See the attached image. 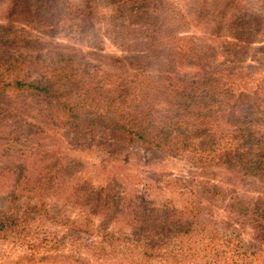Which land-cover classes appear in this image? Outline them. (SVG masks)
I'll return each mask as SVG.
<instances>
[{
    "label": "trees",
    "instance_id": "obj_1",
    "mask_svg": "<svg viewBox=\"0 0 264 264\" xmlns=\"http://www.w3.org/2000/svg\"><path fill=\"white\" fill-rule=\"evenodd\" d=\"M0 2L8 7L4 17L11 20V28L21 14H27L32 25L45 24L49 33L64 27L71 18L79 23L78 36L84 28L101 42L96 24L107 23L104 37L121 51L110 56L96 46L95 51L83 56L79 48L52 41L45 55L27 54V59L0 55V106L4 109L0 114L4 125L15 123L16 118L14 126L21 124L23 112L32 106L42 112L43 124L57 130H76L77 140L89 152L115 145L134 146L187 159L204 170L223 169L243 182L254 180L261 186L250 203L228 195L218 215L208 214L212 218L200 225L210 235L204 248L193 233L199 211L168 205L158 211L143 199L139 204L143 207L135 203L119 207L116 199L105 197L104 191L95 193L90 186L78 184L79 179L64 178L67 154L61 151L49 158L30 135L36 130L44 132L38 125L29 129L24 140L10 137L7 145L0 141V264L50 262L48 254L56 255L60 247L64 248L52 230L32 229L31 214L67 227L65 242L76 264H89L83 253L101 264H149L151 259L185 264L190 257L183 249L194 251L189 254H196L194 263L264 264V77L251 79L231 66H217L215 50L207 41H223L226 46L221 50L230 49L229 56L241 54L238 51L264 36V15L244 0H187L184 7L188 13L165 0H78L77 5L68 0ZM260 4L264 6V0ZM107 7H111L109 16L104 11ZM185 25L207 30L205 34L211 37L205 35L201 40L204 44L199 46L195 36L180 35ZM261 43L264 49V40ZM254 60L264 65V56ZM152 65H157L153 78L147 72ZM259 71L262 69H255ZM21 72L35 78L27 79ZM18 150L22 155L8 162ZM26 150L29 155L23 156ZM31 157L33 163L27 161ZM80 167L82 164H74L75 171ZM49 190L62 199L61 211L70 204L88 208L87 223L71 228L69 219L63 221L59 212L45 209L43 197ZM25 197H35L37 204L19 205ZM89 215L110 222L112 230L84 229ZM144 216L153 217V225L137 230L127 245H120L119 241L128 236L122 225L127 224L132 231ZM207 218L204 215L203 220ZM245 226L250 228L251 244L241 239ZM82 234L88 236L86 241ZM167 240H174L172 251ZM221 242L233 243V250L218 245L219 251L217 245H211ZM67 258L70 256L64 260Z\"/></svg>",
    "mask_w": 264,
    "mask_h": 264
},
{
    "label": "rangeland",
    "instance_id": "obj_2",
    "mask_svg": "<svg viewBox=\"0 0 264 264\" xmlns=\"http://www.w3.org/2000/svg\"><path fill=\"white\" fill-rule=\"evenodd\" d=\"M72 4L77 5L78 0H68ZM169 3H173L177 8H184V12L188 13V10L184 7L187 4V0H165ZM245 4L252 6L253 10L256 13L264 15V6L261 5V0H244ZM7 5L0 2V55H4L9 59H27V54L45 55L50 49L47 48V45L54 41V43H61V45L73 46L74 48H79L83 56L89 51H95L96 46H99L106 55L117 56L121 54L120 48L112 44L111 39L105 38L104 34L109 28L107 23L100 22L96 24V32L99 30L98 34L101 37V42H97L93 35L88 30L84 32V28L80 31L81 35H77V29H79V23L71 18H67V23L64 27L58 28V31H53L49 33L45 24H38L39 22H34L27 19L25 16L27 14H21V18L14 20V28L12 27L11 20L4 17L5 10H7ZM111 7L104 9L106 15L111 14ZM132 9V8H131ZM72 16V13L70 14ZM44 17H47L46 14ZM107 21V18L105 17ZM31 21V22H29ZM63 26V25H62ZM180 35L195 36L198 38L199 42L197 44H204L203 37L206 35L207 30L192 28L190 25L182 26V29L179 31ZM208 38V34L206 35ZM259 37V36H258ZM264 36H260L255 40L256 44L250 45L246 49H243L238 52L241 54H231L228 55L230 49L221 50L226 44L223 41L212 42L209 41L208 44L214 48L215 56L217 59V66H231L234 69H237V73L243 74V76L251 77L256 76L257 78L264 77V65L256 62L254 59H260L264 55V49H262V41ZM40 42V44L36 43ZM229 41V40H228ZM49 49V50H48ZM232 55H236V58H232ZM87 59H91L87 56ZM93 61V60H92ZM234 61V62H233ZM94 62V61H93ZM157 65L148 68V74L153 78L156 76ZM256 68H261L262 71L255 72ZM236 71V70H235ZM24 77L27 79H34L33 75H30L26 72H21ZM240 75V77H243ZM243 83L246 81L242 80ZM4 109L0 106V113ZM25 116L23 122L19 125L14 124L18 121L16 118L15 123H8L6 127L1 119L3 115L0 114V141L1 143H6L7 139L20 137L22 140L25 139L29 129H36L38 125L42 127L43 131L36 130L31 132L30 135L35 137L38 140V145L48 155L51 156L57 155L61 151H64L68 157V163L63 162V165L66 167L67 171L63 172V177L67 179H79L78 184H85L84 187L90 186L89 190L98 193L101 191L105 192V197L109 200L114 201L116 199L119 207L122 204L125 206L130 203H135L140 206V200L143 199L147 205H153V207L162 211L163 206H169L170 208H175L177 210H188L186 206L189 207L194 213L198 212V218L195 222L193 232L196 235V241L198 245H203L207 243V238L210 236L208 231H205L200 225L203 222L210 220L212 217L218 215L222 211L223 200L228 195L237 196L244 203L248 204L256 196V192L260 189V183L254 180L243 182L239 177L234 174L225 171L223 169L211 168L209 170H204V168L197 167L195 163H191L187 159L175 158V157H166L160 154H153L150 151H145L134 146H118L115 145L112 148H106L105 151H94L89 152L84 150L85 147L82 142L78 141L79 134L76 130L73 131H64L63 129L57 130L54 127L43 124L44 117L42 112L32 107L28 106L23 112ZM43 119V120H42ZM4 129V130H3ZM25 131L26 134H22V131ZM49 131V132H48ZM49 134H46V133ZM18 135V136H17ZM0 143V148L3 147ZM7 145V143H6ZM30 146V145H29ZM20 147L17 146L16 149ZM29 149L30 148H26ZM23 153V156L28 154V151ZM1 154V153H0ZM14 157L8 159V162H14L17 157L22 155V152H14ZM51 155V156H50ZM111 156V157H110ZM1 159V158H0ZM27 160L28 162L33 161ZM47 161V160H46ZM106 161V163H104ZM110 161V163H109ZM33 163V162H31ZM82 164V167L78 168L76 171L74 169V164ZM1 165V164H0ZM75 172V173H74ZM76 175L74 178L73 176ZM76 182V181H75ZM76 184V183H75ZM74 184V185H75ZM199 184L205 187H199ZM4 196V195H2ZM44 205L45 209H48L50 213L52 211L59 212V215L63 217V221L69 219L70 227L74 228L76 225H83L87 223V215L85 214L86 210L80 209L79 207H72L73 205H68V207L59 210L62 204V199L52 194V191L49 190L46 195H44ZM122 199V201H119ZM38 199L33 197H25L20 202L19 205H36ZM140 207H143L140 206ZM149 208V207H148ZM202 209V210H201ZM208 214H212L210 217ZM204 215L209 218L204 219ZM32 218L31 227L43 229V232L52 230L53 234L57 235L60 238V242L63 243L64 248L60 247L58 254H48L51 255L52 260L50 262H40V264H53L54 258L59 261V263L70 262L71 264H76L71 257V252L69 250L70 246L65 240L68 238L67 227L59 224L60 222L53 223L45 217H37L34 214H31ZM153 217L148 218L144 216L143 221L137 223V227L131 231V228L127 224L122 225V231L128 236L122 238L119 241L120 245H127V240L131 239L133 233L137 230L149 229L153 225ZM105 220L102 218H97L95 216L89 215V224L83 226L84 229L89 231H99L104 228L112 230V224L109 225L104 223ZM58 224V225H57ZM115 225V224H114ZM116 226V225H115ZM220 228V227H219ZM221 229V228H220ZM243 235L241 239L244 240L247 244H251L252 241L250 237V228L245 226L242 228ZM86 233V232H85ZM145 235L147 233H144ZM95 234L91 238H95ZM234 236V235H233ZM66 237L65 239H63ZM83 240L86 241L88 236L82 234ZM141 237V239H142ZM139 239V240H141ZM129 243V242H128ZM166 243L169 245V250L172 251L174 248V240H167ZM196 243V244H197ZM234 244H236V237L234 236ZM233 243L225 244L223 242L217 245V249L221 251V247L218 245H226L228 249L233 250ZM141 247V246H140ZM141 249H143L141 247ZM188 257V261L185 260V264H200V262L194 263L193 257L189 254L194 252H186L184 249L182 251ZM83 258L88 261L89 264H101L99 262L93 261L91 257H88L87 254L83 253ZM136 255V254H135ZM67 256L70 258L64 260ZM181 259H185L183 256H180ZM137 259V256L134 260ZM264 263V262H263ZM149 264H164V260L161 262L156 259H151Z\"/></svg>",
    "mask_w": 264,
    "mask_h": 264
}]
</instances>
